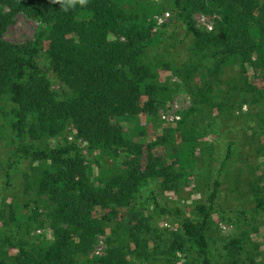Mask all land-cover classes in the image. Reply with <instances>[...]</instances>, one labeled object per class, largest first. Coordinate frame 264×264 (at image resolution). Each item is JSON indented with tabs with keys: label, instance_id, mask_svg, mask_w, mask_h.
I'll list each match as a JSON object with an SVG mask.
<instances>
[{
	"label": "trees",
	"instance_id": "16d2710c",
	"mask_svg": "<svg viewBox=\"0 0 264 264\" xmlns=\"http://www.w3.org/2000/svg\"><path fill=\"white\" fill-rule=\"evenodd\" d=\"M166 2L178 21L173 33L178 26L183 31V57L161 46L165 25L154 20L160 2L0 0V118L11 149L2 189L5 195L13 165L27 161L30 198L21 207L32 206L21 212L16 200L0 207V221L9 219L22 235L10 244L9 257L0 246V264H212L207 231L213 216L257 233L249 211L219 208L226 200L222 176L240 154L232 139L206 184L205 202H195L189 214L153 194L149 210L142 198L152 182L169 193L200 172L209 177L202 138L220 135L224 122L215 125L222 112L233 117L245 105L264 146V0ZM195 12L213 17L210 30L197 27ZM19 13L35 20L37 31L32 40L7 42L3 34ZM173 76L180 84L170 82ZM181 85L193 106L162 127L158 113ZM69 128L82 146H35ZM140 133L154 141L136 140ZM159 217L177 229L157 228L151 221ZM34 230L49 236L29 242ZM249 235L225 244L226 264H259ZM98 238L105 242L101 254L94 250ZM242 253L250 255L241 259Z\"/></svg>",
	"mask_w": 264,
	"mask_h": 264
},
{
	"label": "rangeland",
	"instance_id": "374dc122",
	"mask_svg": "<svg viewBox=\"0 0 264 264\" xmlns=\"http://www.w3.org/2000/svg\"><path fill=\"white\" fill-rule=\"evenodd\" d=\"M152 1L160 2V5L162 6V12L154 17L157 26L160 27L162 24L165 25V27L162 28L165 41L161 46L166 47V45H169V50L171 52L176 51L175 54H180L181 57H183V43L185 42L183 31L180 29V26H178L173 33V26L178 22L174 10L169 6L166 0ZM212 18L199 12H195L192 15V20L197 27L208 30L211 29L213 22ZM37 27L38 23L35 20L29 19L19 13L15 15L13 23L4 32L3 38L10 43L29 41L33 39ZM169 36L172 37L170 38ZM158 51L162 52V48H159ZM150 60L153 61L152 59ZM39 62L43 64L45 60L40 57ZM166 76L169 77V74H166ZM170 82L180 84L178 79L174 76L171 77ZM192 106L190 95L186 91V88L181 85L166 108L158 113L162 127L177 122L181 115L188 111ZM232 111H234L233 117H230L229 115L226 116L222 112L221 116L223 117L218 118V122L215 126H218L221 121L224 122V126L221 129H218L220 135L212 136V134L209 133L205 134L202 138V145L206 144L205 147L208 148V150L205 151L204 158H210L209 169L211 173L209 177L205 178V175L200 172L198 173L200 176H192L188 180H183L184 182L181 183L184 184L183 187L180 185L177 190L169 193H166L163 188L159 187L158 183L152 182L142 191V198L149 210L151 208L149 197L153 194L157 202L172 209L178 207L183 213L189 214L190 208L195 202H205V196L208 190V185L206 184L211 182L213 171L217 169L219 160L226 152L225 146L227 139H232L235 142V147L237 145V149H240L239 156L241 157L242 155V160L239 161L240 157L238 155L237 158L234 157V162L227 166V171L222 176L221 189L223 196H226V200L221 199L219 201V208L229 207L232 210L240 209L249 211L250 215H248V218H250L251 215H255L257 218V221L252 224L258 226V231L257 233L252 234L253 227H249L246 230H244L243 227L235 228L226 221L220 220L218 215L213 216L210 228L207 231L211 262L212 264H226V262L231 261L229 256H227L225 244L234 237H239L240 240L243 239L242 234L245 231H248L250 234L249 236L251 237L250 239L258 248L250 251V254L255 258L257 263L264 264V146L262 145V141H259L258 134L256 133V131H260V129L256 127V120H254L255 122L251 121V119L245 115L247 113L246 106L244 105L240 111L237 108H234ZM249 113L252 114L253 112L249 111ZM193 117L196 118L197 116L193 115ZM1 122L2 119L0 118V207L2 210L6 209V203H11L16 200L21 207V205L26 203L25 200L30 198V190L27 189V191H25V188L28 185L26 182H28V180H25L24 172L28 170V162L21 159L13 165L14 170L10 171L12 176L11 183L7 193L3 195L2 185L4 182V174L10 162L9 156L11 149L8 146V129L6 126H3ZM206 122H209V120ZM206 122H204V124ZM127 124L129 128H132L134 125L133 121H130ZM135 138L142 142H152L154 141L155 136L152 134L142 135L140 133L137 134ZM25 140L28 144L29 140ZM72 141L76 142L78 145H83L81 141H76L73 138V131L69 128L58 138L36 141L35 146L42 149L54 148ZM259 147L262 148L259 149ZM83 154L87 159L91 160V157L87 152L83 151ZM257 198L262 201L261 204L260 202H256ZM29 206L30 208L32 207L31 205ZM258 206L260 207L257 208ZM30 208L26 209L21 207V212H26ZM256 209L257 212L254 213L253 210ZM18 213L20 212L17 210V214ZM147 213L149 214V211H145L143 214L146 215ZM3 221L7 224L6 226ZM8 221L9 219L5 220L4 218L0 221V246L2 247V253L7 257L15 252V250L10 247V244H14L16 240L22 236L20 230L8 225ZM151 222L157 228L160 226L161 229L166 228L171 231L172 229H177V224L170 218H153ZM114 225L115 221L113 220L108 223L107 227L108 229H113ZM42 235H45V238L41 239H46L49 236L45 230H34L29 234L30 240H28L29 242L34 243L38 241V237ZM24 238L26 239L27 237ZM152 246L153 245H149L150 248H152ZM104 248V238H98L94 247L95 252L101 254ZM250 254L242 253L241 259ZM247 264L251 263L249 262Z\"/></svg>",
	"mask_w": 264,
	"mask_h": 264
},
{
	"label": "clouds",
	"instance_id": "9594fccd",
	"mask_svg": "<svg viewBox=\"0 0 264 264\" xmlns=\"http://www.w3.org/2000/svg\"><path fill=\"white\" fill-rule=\"evenodd\" d=\"M81 2L83 3V2H84V0H81Z\"/></svg>",
	"mask_w": 264,
	"mask_h": 264
}]
</instances>
